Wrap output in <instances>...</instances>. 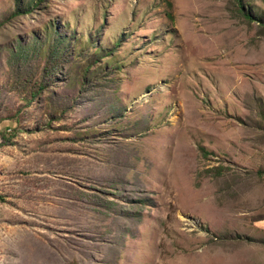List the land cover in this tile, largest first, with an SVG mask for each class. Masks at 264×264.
<instances>
[{
    "label": "rangeland",
    "instance_id": "rangeland-1",
    "mask_svg": "<svg viewBox=\"0 0 264 264\" xmlns=\"http://www.w3.org/2000/svg\"><path fill=\"white\" fill-rule=\"evenodd\" d=\"M35 1L0 0V264H264V0Z\"/></svg>",
    "mask_w": 264,
    "mask_h": 264
},
{
    "label": "trees",
    "instance_id": "trees-1",
    "mask_svg": "<svg viewBox=\"0 0 264 264\" xmlns=\"http://www.w3.org/2000/svg\"><path fill=\"white\" fill-rule=\"evenodd\" d=\"M33 1V3H35L36 4V1L35 0H32ZM41 1H43V0H41ZM248 14V13H247ZM59 43L61 44V45H64L65 44V38H61V39H59ZM55 53H57V52H55Z\"/></svg>",
    "mask_w": 264,
    "mask_h": 264
}]
</instances>
